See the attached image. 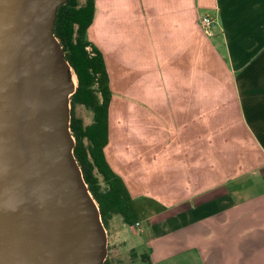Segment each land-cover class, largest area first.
I'll list each match as a JSON object with an SVG mask.
<instances>
[{"label":"crops","instance_id":"obj_1","mask_svg":"<svg viewBox=\"0 0 264 264\" xmlns=\"http://www.w3.org/2000/svg\"><path fill=\"white\" fill-rule=\"evenodd\" d=\"M94 5L86 37L108 76L107 143L116 112L131 129L138 104L168 103L175 113L167 132L156 129L154 154L139 155L166 170L165 181L130 194L164 209L138 221L131 244L119 242L151 264H264V0ZM203 15L213 18L211 35L199 28ZM118 77L127 78L115 102ZM131 129L110 144L126 169L129 152L149 147Z\"/></svg>","mask_w":264,"mask_h":264},{"label":"water","instance_id":"obj_2","mask_svg":"<svg viewBox=\"0 0 264 264\" xmlns=\"http://www.w3.org/2000/svg\"><path fill=\"white\" fill-rule=\"evenodd\" d=\"M65 0H0V264H101L106 234L73 157ZM75 77V76H74Z\"/></svg>","mask_w":264,"mask_h":264},{"label":"trees","instance_id":"obj_3","mask_svg":"<svg viewBox=\"0 0 264 264\" xmlns=\"http://www.w3.org/2000/svg\"><path fill=\"white\" fill-rule=\"evenodd\" d=\"M94 11V0H65L56 7L52 24V33L76 79V87L69 96V130L74 141L72 154L87 190L97 204L104 229L114 215L120 216L125 225L132 226L149 212L164 208L151 198L131 197L120 176L104 158L111 92L102 54L86 37ZM79 106L90 112V122L84 123L76 115L75 109ZM129 253L136 257L138 264H151L146 252L136 253L130 249ZM101 264H114V261L105 256Z\"/></svg>","mask_w":264,"mask_h":264},{"label":"rangeland","instance_id":"obj_4","mask_svg":"<svg viewBox=\"0 0 264 264\" xmlns=\"http://www.w3.org/2000/svg\"><path fill=\"white\" fill-rule=\"evenodd\" d=\"M112 58L114 60L113 54ZM118 64V63H117ZM112 74V72H111ZM75 78V77H74ZM127 78V77H126ZM126 78H117L114 80V88L113 95L115 97V102H117L118 97H120L119 92L121 88L125 85ZM136 104V103H135ZM174 107L169 105L168 103L162 106H154L149 104H138L137 105V123L131 129L132 124L129 121L125 123V121L120 120V113L116 112L115 116L111 119L112 122V138L116 142V146L119 147L121 137L125 136L129 129L133 130L136 128L138 132L137 138L139 139L140 144H144L145 146H149L147 148V152L144 151L143 154L131 153L127 154V159L125 165L128 166V169L119 167L118 160L114 157L112 158V151L110 150L111 142H108L106 147L103 148V155L106 162L109 164L110 168L118 175L123 181L127 191L129 194L134 195V193H138L147 188H150V182L153 179H159L160 182L165 181L167 173L166 170H155L150 167L151 161L148 158H145L142 161L140 156H152L154 154L155 147L152 144L154 133L156 129L163 130L164 132L168 131L171 122V116H174ZM76 115L80 116L84 123L90 122V112L83 107H77L75 109ZM179 117V116H178ZM139 123V124H138ZM180 124V122H179ZM161 132V131H160ZM163 132V133H164ZM134 136V134H133ZM138 145V144H137ZM136 145V148H137ZM141 148V147H139ZM130 149V148H128ZM143 148L139 149L141 151ZM140 155V156H139ZM143 164V165H142ZM142 221L143 219H139L138 221ZM137 228L133 225L128 226L125 225L120 216L114 215L107 224V228L105 230L106 234V255L109 258H112L114 264H138L136 257L130 255L128 248L124 245V243L119 242V238L125 240V243L131 244L137 234Z\"/></svg>","mask_w":264,"mask_h":264},{"label":"built area","instance_id":"obj_5","mask_svg":"<svg viewBox=\"0 0 264 264\" xmlns=\"http://www.w3.org/2000/svg\"><path fill=\"white\" fill-rule=\"evenodd\" d=\"M212 23H213V18L208 15L201 16L198 21L199 28L205 35H211ZM86 50H89V47H86ZM133 226L135 228H138L139 222L138 221L134 222Z\"/></svg>","mask_w":264,"mask_h":264},{"label":"bare ground","instance_id":"obj_6","mask_svg":"<svg viewBox=\"0 0 264 264\" xmlns=\"http://www.w3.org/2000/svg\"><path fill=\"white\" fill-rule=\"evenodd\" d=\"M72 80H73V83H75V78H74V76H72Z\"/></svg>","mask_w":264,"mask_h":264}]
</instances>
